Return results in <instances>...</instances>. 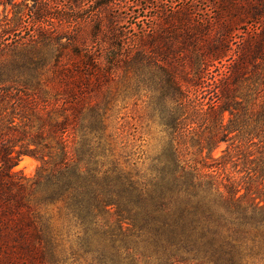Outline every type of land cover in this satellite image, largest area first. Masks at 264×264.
Here are the masks:
<instances>
[{
  "label": "trees",
  "instance_id": "trees-1",
  "mask_svg": "<svg viewBox=\"0 0 264 264\" xmlns=\"http://www.w3.org/2000/svg\"><path fill=\"white\" fill-rule=\"evenodd\" d=\"M126 4L0 0V264H264V0Z\"/></svg>",
  "mask_w": 264,
  "mask_h": 264
},
{
  "label": "rangeland",
  "instance_id": "rangeland-1",
  "mask_svg": "<svg viewBox=\"0 0 264 264\" xmlns=\"http://www.w3.org/2000/svg\"><path fill=\"white\" fill-rule=\"evenodd\" d=\"M127 1V8H133V1L136 0H126ZM181 1V0H177ZM3 9L4 7H0V19L3 18ZM205 10H210L212 11V8L209 3H207V7ZM131 20V19H130ZM9 55L1 56L0 57V63H4L8 60H10ZM131 108H137V111L140 112L143 109V104H139L138 107L132 106ZM141 140L139 143L142 144V149L145 151V156H154L161 151V145L162 142L160 141L161 139V134L159 132V128L157 126H152L149 130V128H146V124L141 128ZM227 147L226 144H223L219 149L215 151V154L217 156H220L222 154V151ZM39 165V161L35 159L32 156H23L22 160L19 162L18 165L15 166L16 171H23L26 175L28 176H33L35 174V171ZM243 167L242 165H239L238 167L235 166L234 162H230L227 165V171L232 174L236 175L238 177H241L245 174V172H239L242 170Z\"/></svg>",
  "mask_w": 264,
  "mask_h": 264
}]
</instances>
